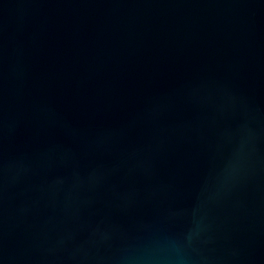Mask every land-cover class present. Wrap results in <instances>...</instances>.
<instances>
[{"label":"water","instance_id":"water-1","mask_svg":"<svg viewBox=\"0 0 264 264\" xmlns=\"http://www.w3.org/2000/svg\"><path fill=\"white\" fill-rule=\"evenodd\" d=\"M0 264H264V0H0Z\"/></svg>","mask_w":264,"mask_h":264}]
</instances>
